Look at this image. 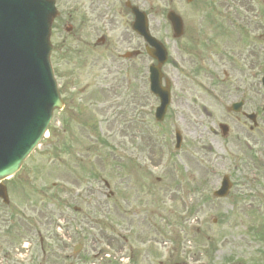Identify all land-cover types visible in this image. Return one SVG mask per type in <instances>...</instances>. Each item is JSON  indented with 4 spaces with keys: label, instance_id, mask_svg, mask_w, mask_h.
Listing matches in <instances>:
<instances>
[{
    "label": "rangeland",
    "instance_id": "374dc122",
    "mask_svg": "<svg viewBox=\"0 0 264 264\" xmlns=\"http://www.w3.org/2000/svg\"><path fill=\"white\" fill-rule=\"evenodd\" d=\"M69 5L58 7L62 15L51 25L64 107L53 112L49 132L16 174L2 181L9 196L8 207L0 205L3 229L12 230V246L24 217H37L39 209L34 224L43 235L45 264H264V116L257 114L250 129V121L227 110L247 89L240 82L245 66L221 81V72L197 70L187 56L178 68L166 63L171 100L157 122L147 69L133 81L134 70L125 72L130 76L76 70L68 53L61 60ZM161 5L153 4L148 23L166 42L171 35ZM166 46L174 54L171 42ZM252 74H260L257 67ZM251 89L253 105L260 104L259 84ZM221 122L229 128L225 137ZM175 129L183 139L178 150ZM224 174L232 187L226 197H213ZM10 214L13 224L6 226ZM76 244L81 247L73 253ZM29 249L37 259L38 247Z\"/></svg>",
    "mask_w": 264,
    "mask_h": 264
},
{
    "label": "flooded vegetation",
    "instance_id": "af4514ba",
    "mask_svg": "<svg viewBox=\"0 0 264 264\" xmlns=\"http://www.w3.org/2000/svg\"><path fill=\"white\" fill-rule=\"evenodd\" d=\"M54 1L57 8L65 3L70 4L69 25L64 27V31L69 34V42L66 47L65 36L61 35L58 53L63 51V55L60 54L61 60L65 61L64 56L68 53L69 63L76 70L99 69L124 73L134 70L133 81L140 69L148 70L150 65L156 63V58L152 55L156 54L155 48L147 44L132 28L135 20L134 9L143 11L148 22L153 4L156 1L161 2L160 10L164 13L171 39L168 41L167 37L165 42V38L152 34L149 30L150 34L166 48L165 61L160 67L166 63L174 68L183 66L185 63L183 57L187 56L189 62L197 65V70L210 74L218 70L224 77L221 81H224L234 75L233 70L245 66L246 73L241 76L240 82L247 89L242 93L240 106L231 113L234 117L238 118L240 115L245 120H256L257 114L264 116L263 108L257 104L253 105L252 97L249 95L253 85L256 87V84H259L264 96V0ZM61 15L59 11L55 21L60 19ZM174 16L179 18L182 27L178 37H174L172 31V19L178 20ZM170 42L174 54H168L170 47H167L166 43ZM157 44L159 48H163L160 43ZM256 67L260 74L253 78L252 72ZM125 74L130 76L129 73ZM210 77V82L217 84V75ZM74 115L75 113H71V116ZM173 115L176 117L178 113ZM2 195L6 196V200L0 198V205L8 207V193L2 192L1 197ZM3 210L4 208H0V264H45L48 259H41L45 253L43 235L39 229H35L34 224L41 213L40 210L38 209L37 217H24V230L21 233H14L19 240L14 246L11 240L12 230L3 229ZM9 212L12 213L10 210ZM31 220L32 224L29 222ZM7 222L6 226H12L11 214ZM36 222L39 225L40 222L38 220ZM34 244L38 247L37 259L29 256L31 252L29 248L32 249ZM22 253H25L26 259H18L22 257L20 256ZM128 261L130 262L129 259ZM55 262L59 264V259H55ZM148 263L152 264L150 260ZM186 263L181 261L176 264ZM157 264L164 263L159 261Z\"/></svg>",
    "mask_w": 264,
    "mask_h": 264
},
{
    "label": "water",
    "instance_id": "95a60500",
    "mask_svg": "<svg viewBox=\"0 0 264 264\" xmlns=\"http://www.w3.org/2000/svg\"><path fill=\"white\" fill-rule=\"evenodd\" d=\"M50 2L0 0V180L19 169L40 140L53 109L62 105L49 61L50 24L57 14ZM133 28L156 47L142 12L135 14ZM172 28L178 36L179 19H172ZM163 50L157 51L158 64L150 69L151 90L159 98L155 112L159 120L169 102V83L160 84ZM176 137L179 141L178 132ZM228 187L224 178L214 194L223 196Z\"/></svg>",
    "mask_w": 264,
    "mask_h": 264
}]
</instances>
